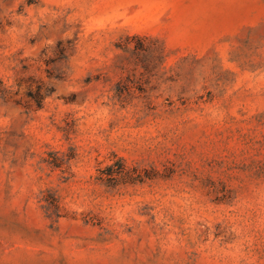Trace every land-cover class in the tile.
Returning a JSON list of instances; mask_svg holds the SVG:
<instances>
[{
    "label": "rangeland",
    "instance_id": "rangeland-1",
    "mask_svg": "<svg viewBox=\"0 0 264 264\" xmlns=\"http://www.w3.org/2000/svg\"><path fill=\"white\" fill-rule=\"evenodd\" d=\"M0 264H264V0H0Z\"/></svg>",
    "mask_w": 264,
    "mask_h": 264
}]
</instances>
